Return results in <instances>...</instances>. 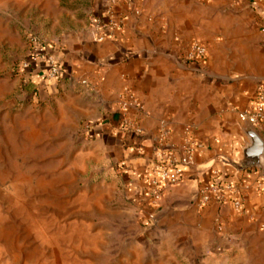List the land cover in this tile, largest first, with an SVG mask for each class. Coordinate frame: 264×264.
Here are the masks:
<instances>
[{"label": "crops", "instance_id": "crops-1", "mask_svg": "<svg viewBox=\"0 0 264 264\" xmlns=\"http://www.w3.org/2000/svg\"><path fill=\"white\" fill-rule=\"evenodd\" d=\"M125 1L114 5L115 16H125L121 30L107 27L98 40L97 24L107 18L96 7L89 20L46 43L61 75L48 79L44 61H32L28 84L46 96L79 99L85 135L117 162L141 223L153 225L158 247L147 264H264L263 170L236 172L222 161L242 157L248 125L238 113L250 109L256 85L264 82L263 36L256 41L246 27L259 32L264 26V0L237 3L232 26L240 38L218 61L199 39L207 48L201 61L178 56L182 50L170 43V27L145 25ZM223 2H213V15L223 18ZM258 134L264 142V125ZM188 146L193 155L184 164L179 160ZM160 161L169 177L154 207L150 178ZM225 179L242 199L239 210L230 200L196 205L202 186Z\"/></svg>", "mask_w": 264, "mask_h": 264}, {"label": "rangeland", "instance_id": "rangeland-1", "mask_svg": "<svg viewBox=\"0 0 264 264\" xmlns=\"http://www.w3.org/2000/svg\"><path fill=\"white\" fill-rule=\"evenodd\" d=\"M214 1L125 2L145 25L170 27L178 56L199 39L218 61L240 38L232 14L241 0H223V18L212 14ZM96 7L102 0H0V264L153 261V225L141 223L117 162L85 135L79 99L36 92L17 70L31 37L46 44L89 20ZM246 27L259 41L258 28Z\"/></svg>", "mask_w": 264, "mask_h": 264}, {"label": "built area", "instance_id": "built-area-1", "mask_svg": "<svg viewBox=\"0 0 264 264\" xmlns=\"http://www.w3.org/2000/svg\"><path fill=\"white\" fill-rule=\"evenodd\" d=\"M103 10L106 14L107 20L97 24V39L102 40L106 28L116 27V29H122L123 17H117L114 13V5L117 0H102ZM259 33L263 36L264 41V26L259 28ZM30 52L27 59L21 62L18 66V72L21 74L22 83L28 84L30 81L29 66L32 61L43 60L46 64L45 76L48 79H57L61 75V67L56 57L46 50V44L42 43L38 39L30 38ZM207 53L206 46L199 41H191L186 52L185 58L189 61H201ZM85 83V81H82ZM239 121L247 124L253 128L257 133L264 125V82H259L254 90V101L250 109L243 110L238 113ZM134 130L139 132L138 127H134ZM193 155V148L186 147L184 156L179 160L181 163H188ZM169 158H173V162L176 161L172 155ZM264 178V169L261 173ZM169 177L168 166L165 162H157L152 168V176L150 178V199L153 206L160 199L162 190ZM235 195V186L232 181H223L222 185L214 182L204 185L199 189L198 197L195 201L198 207H203L209 202L230 200L234 209L239 210L242 205V199L240 196Z\"/></svg>", "mask_w": 264, "mask_h": 264}, {"label": "water", "instance_id": "water-1", "mask_svg": "<svg viewBox=\"0 0 264 264\" xmlns=\"http://www.w3.org/2000/svg\"><path fill=\"white\" fill-rule=\"evenodd\" d=\"M244 133L248 138V142L241 147L242 157L238 159L222 158L226 165H230L236 172L257 168L262 171L264 169V142L259 134L250 126L244 129Z\"/></svg>", "mask_w": 264, "mask_h": 264}, {"label": "trees", "instance_id": "trees-1", "mask_svg": "<svg viewBox=\"0 0 264 264\" xmlns=\"http://www.w3.org/2000/svg\"><path fill=\"white\" fill-rule=\"evenodd\" d=\"M225 181H230V180H226V179H225ZM214 183L219 184V185H222L223 180L214 181Z\"/></svg>", "mask_w": 264, "mask_h": 264}]
</instances>
